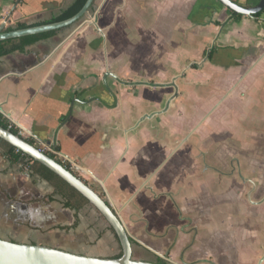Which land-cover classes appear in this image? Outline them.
I'll return each mask as SVG.
<instances>
[{
  "label": "crops",
  "instance_id": "1",
  "mask_svg": "<svg viewBox=\"0 0 264 264\" xmlns=\"http://www.w3.org/2000/svg\"><path fill=\"white\" fill-rule=\"evenodd\" d=\"M74 1L0 0V27L48 20ZM233 1L253 7L261 0ZM232 12L219 0H95L73 25L0 57V114L79 163L75 173L118 213L140 245L136 253L156 257L144 260L261 257L264 12L240 21ZM195 83L211 88L202 98L209 110L218 88H235L204 125L196 114L167 133L165 115L179 122L186 107L177 94ZM241 177L255 183L250 196L243 181L214 196V187ZM193 188L202 195L186 194ZM229 201L245 217L240 228L227 224L231 238L218 217L211 220L231 209ZM175 213L192 223L177 217L175 225ZM76 219L78 226L63 228ZM0 238L98 257L121 250L92 205L68 207L48 180L12 161L1 145ZM103 239L119 251L96 253Z\"/></svg>",
  "mask_w": 264,
  "mask_h": 264
},
{
  "label": "water",
  "instance_id": "2",
  "mask_svg": "<svg viewBox=\"0 0 264 264\" xmlns=\"http://www.w3.org/2000/svg\"><path fill=\"white\" fill-rule=\"evenodd\" d=\"M95 0H87L83 7L73 16L51 23L29 26L26 28L3 31L4 24L0 27V40L35 35L69 27L89 13ZM230 10L244 15H252L264 9V0L256 6L245 7L233 0H219ZM0 137L11 143L18 150L27 154L54 171L71 186L81 192L90 204L112 227L119 240L123 254L119 258L98 257L73 253L46 245L18 243L0 238V264H161L158 262L134 259L133 243L131 236L118 213L111 207L108 201L75 172L69 170L61 162L46 154L32 144L22 135L16 134L9 128L0 124ZM264 261V256L259 264Z\"/></svg>",
  "mask_w": 264,
  "mask_h": 264
},
{
  "label": "rangeland",
  "instance_id": "3",
  "mask_svg": "<svg viewBox=\"0 0 264 264\" xmlns=\"http://www.w3.org/2000/svg\"><path fill=\"white\" fill-rule=\"evenodd\" d=\"M199 57H200L199 55H196L195 58L199 59ZM187 69H188V67H186L185 71H187ZM186 88H187V91H180L177 94L178 97L185 98V100H183V101L180 100V101H181V104H182V108L186 107V111L182 109L181 112H178V115L181 117L179 122L177 121L178 118H175L174 115L168 114V113L165 115V117H166L165 118V122H166L165 126L166 127H164V129H165V131L167 133L172 128L171 126L174 125V124L175 125H179V124L185 122V124L190 125L187 122V120L191 121L189 116L193 117V115H196V114H198V117L201 116V118H197L196 124L198 123V125H204L205 123H207L210 116H213V114H214V116L218 114V110L221 109V107L223 106V104L225 102L226 95L227 94L229 95V94L233 93L235 87H232V86L228 87L227 86V87L218 88L217 89L219 91V93L217 94V96H218L217 100L218 101H215L214 98H216V97L213 98V100H212L213 101V109L212 110L208 109L209 106L205 109V107H203V105L204 104H208L209 101L205 102L204 100H202L204 95L208 94V92L211 90V88L209 86L195 83L194 85H191V87L186 86ZM196 98L197 99H201L202 102H199L200 100H198V102H196L195 101ZM177 103L179 104L180 102H177ZM172 104H174V102H172ZM194 108L196 109V111L194 110ZM173 109H174V105H173ZM200 110H201V113H200ZM214 110H216V111H214ZM219 116H220V114L218 115V118H221ZM188 134L189 133H183L180 136L179 140L184 139V137H186ZM166 136H169L170 140L168 138H166L167 140H165V141H169L167 143L168 144H172V141H174L173 138L171 139L172 135L171 134L170 135L166 134ZM187 139H186V141H187ZM175 142H177V141L175 140ZM236 170L238 171V173L240 172V170L242 171V169L240 167L238 169H236ZM236 170H235V172H237ZM238 173H237V176H238ZM239 177H240V174H239ZM244 179L248 180V179H251V177L244 178ZM240 180L241 181L239 183H231L230 185L229 184H222V185L216 186V187H214V190H217V191H213L214 193L213 192L212 193L215 196V195L220 193L219 191L228 192L227 190L235 189V188H232V187H234L235 185L240 186V183H241V185H243L242 177H241ZM245 180L243 182L246 183L245 184L246 185V190L243 193H245V194L247 193V195L250 196V194L254 191V186H255L254 184L255 183L251 182V180L247 183ZM217 183L219 184V182H217ZM198 187H201V190L204 189L203 186L199 185ZM186 194H188L190 196L197 195L198 197H200L202 195V193H200V191H196L195 188H193L191 191H187ZM228 203H229L228 206H232L231 207L232 210L229 209V211H227V213L226 212L214 213V214H212V219L211 220H213V218L216 220V218L218 217V223H220L221 225H222V223H224V225H225V226L222 227V232H224V235H226V236L229 234V237L231 238L230 234H232L233 232L229 233L227 231L228 227L231 225L232 227H236V228L239 227L240 228V225H242L244 223L243 218H245V217H244V215L239 214V212H235V209L233 207L234 204H232L231 201H229ZM237 204H240V199H237ZM192 212H194V211H192ZM173 216L175 217L174 224L178 223L177 222V217L181 218V220L184 221L185 225H188V224L192 223V221L189 219L191 217H189L188 215H185L183 213H180L179 216H178L177 213H175V214H173ZM200 216H204V214H201ZM262 216H263V219H264V215H262ZM170 220L171 219H169V221ZM193 223H194V221H193ZM261 225H262L261 226V230H260V234L261 235H260V239H259L260 246H261L260 248L261 249L263 248L262 253H261V257H249L248 259H246L247 261H245V262L242 261V257H221V259H218V257H210L207 260H204L202 262H197L196 261V262H194L192 264H259L258 262L264 256V222H261ZM182 226H184V224H182ZM138 234L139 233L136 230H131V235H133L135 238H139ZM97 242H98V240L95 241V244H97ZM114 243H116V242H114L113 240L111 241V240L103 239L102 240V244L99 247H96V249H97L96 253H98V254H106V253H109V252H113L112 254H114V253L118 252L119 251V247L116 244V247L114 248ZM208 244L210 245V243H208ZM210 246L214 247V248L217 247L215 244H211ZM133 247H134V252H133V258L134 259L144 260L143 258H146L147 260H150L152 258V259L156 260V257H140L136 253L137 250L140 249V245L134 244ZM166 256H168V255H166ZM205 258H207V257H205ZM227 258H231V259L230 260L228 259L229 260L228 261ZM164 259L167 260L168 264H172V261L170 260V257H164ZM180 260H183V259H180ZM189 264H191V263H189ZM262 264H264V261H263Z\"/></svg>",
  "mask_w": 264,
  "mask_h": 264
},
{
  "label": "trees",
  "instance_id": "4",
  "mask_svg": "<svg viewBox=\"0 0 264 264\" xmlns=\"http://www.w3.org/2000/svg\"><path fill=\"white\" fill-rule=\"evenodd\" d=\"M87 0H75L68 8L64 9L59 15L54 16L48 20L41 21L34 24H27V23H19L15 29L20 28H26L29 26H35L39 24H45V23H51L55 21H60L67 19L73 15H75L85 4ZM93 7V5H92ZM90 8V10L92 9ZM89 10V11H90ZM264 12V9L260 12L253 13L251 16L253 17H259L261 13ZM232 15L236 19V21H240L241 17L244 15L242 13H236L232 12ZM13 28H7L6 31H12ZM58 30L49 31L45 33L35 34V35H28V36H22V37H15V38H9L0 40V57L17 51V50H24L25 47L33 42L38 41L39 39H42L44 37H48L54 33H56ZM213 56V50H211L208 54L209 58H212ZM0 124L4 126L5 128L9 127V121H7L1 114H0ZM11 131H13L16 134H19V130L17 128H11ZM32 144L33 141L29 140ZM0 145L4 148V152L6 155L10 157L12 161H19L20 163L29 165V167L33 170V172L40 174L43 178L48 180L56 189V192L61 194L66 199V205L68 207H71L76 210H80L81 208L91 205L89 200L77 189H75L73 186H71L67 181H65L62 177H60L58 174H56L54 171L43 165L42 163L33 160L30 158L27 154L23 153L22 151L18 150L15 146H13L8 141L4 140L0 137ZM103 218V217H102ZM104 219V218H103ZM104 221H106L104 219ZM79 220L76 219L75 223L71 226H65L63 228L65 229H72L78 226ZM109 228L113 231L112 227L108 224ZM116 238L117 235L115 234ZM118 240V238H117ZM132 241V239H131ZM119 242V240H118ZM133 242V241H132ZM120 244V243H119ZM123 254L122 249L117 255L112 256V258H119ZM158 263L161 264H168V262L164 259L158 260Z\"/></svg>",
  "mask_w": 264,
  "mask_h": 264
},
{
  "label": "built area",
  "instance_id": "5",
  "mask_svg": "<svg viewBox=\"0 0 264 264\" xmlns=\"http://www.w3.org/2000/svg\"><path fill=\"white\" fill-rule=\"evenodd\" d=\"M9 129L17 128L13 123H9ZM19 130V135H22L28 140H32L33 144L38 147V149L46 154L51 155L53 158L61 162L65 167L73 172H78L80 165L77 161L70 159L66 155H64L55 145L48 143L46 141H42L36 137H34L31 133H26L24 129L17 128Z\"/></svg>",
  "mask_w": 264,
  "mask_h": 264
}]
</instances>
